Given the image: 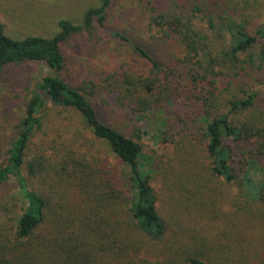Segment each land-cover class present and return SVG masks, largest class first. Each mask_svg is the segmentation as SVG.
I'll return each instance as SVG.
<instances>
[{
  "label": "trees",
  "instance_id": "1",
  "mask_svg": "<svg viewBox=\"0 0 264 264\" xmlns=\"http://www.w3.org/2000/svg\"><path fill=\"white\" fill-rule=\"evenodd\" d=\"M111 1L88 8L80 25L60 20L52 37L15 40L0 24V77L16 64L40 63L47 68L7 149H0V264H152L140 255L143 238L161 240L167 230L152 185L156 174L190 201L214 176L227 183L237 180L247 167L242 147L264 156V124L237 117L252 106L254 94L223 101L218 85L228 69L252 62L250 51L264 38V28L249 31L233 16L192 0H167L162 6H151L148 0L149 24L162 34L168 53L156 58L135 39L113 32L154 74L123 75L113 91L117 107L142 112L175 102L182 112L173 116L178 127L170 125L163 132L172 148L169 154L141 163L140 146L99 118L94 93L71 86L62 75V45L94 20L102 26ZM47 102L79 115L93 137L117 158L120 173L68 146L27 162L29 143L41 127ZM201 144L210 158L207 179L192 172L197 164L191 150ZM170 173L173 177L166 180ZM164 262L209 264L195 257Z\"/></svg>",
  "mask_w": 264,
  "mask_h": 264
},
{
  "label": "rangeland",
  "instance_id": "2",
  "mask_svg": "<svg viewBox=\"0 0 264 264\" xmlns=\"http://www.w3.org/2000/svg\"><path fill=\"white\" fill-rule=\"evenodd\" d=\"M162 6L167 0H150ZM101 0H0V24L4 34L21 40L28 36L52 37L59 30L58 22L68 20L75 25L83 22L85 11L97 7ZM192 3L212 6L213 10L233 16L249 31L264 28V0H192ZM148 0H112L100 26L95 20L89 29L73 34L62 45L65 57L63 77L73 87H81L91 97L98 116L111 127L131 137L141 151V163L151 156L169 154L171 145L163 132L173 125L181 105L161 102L146 111L118 109L117 81L123 75L154 76L150 66L138 57L128 42L113 36V32L129 36L143 45L156 58L168 53L158 28L149 24ZM170 44V43H169ZM165 46L167 48H165ZM173 52V51H172ZM252 62L244 68L228 69L218 85L222 100L242 99L254 94L250 108L239 111L241 120L264 124V38L250 51ZM243 55V57H245ZM182 80L186 74L181 65ZM47 68L40 63H22L6 68L0 77V149H7L15 127L24 115L25 104ZM94 82L96 86L90 87ZM93 88V89H92ZM41 127L31 139L26 161L43 154L52 155L63 146L78 155L101 160L116 174L120 164L108 147L97 141L79 115L54 107H44ZM176 131V128H173ZM193 151L197 168L192 172L207 179L210 158L204 145ZM247 167L233 183L214 176L206 187L190 201L166 186L156 174L152 185L157 195V208L167 230L160 240L143 238V255L152 264L164 261L181 262L195 257L209 264H264V156L249 148L240 150ZM171 154V153H170ZM55 155V154H54ZM193 162V163H194ZM170 173L167 177L172 178Z\"/></svg>",
  "mask_w": 264,
  "mask_h": 264
}]
</instances>
